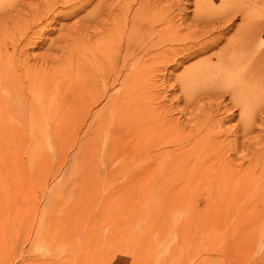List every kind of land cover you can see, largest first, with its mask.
<instances>
[{
    "label": "rangeland",
    "instance_id": "1",
    "mask_svg": "<svg viewBox=\"0 0 264 264\" xmlns=\"http://www.w3.org/2000/svg\"><path fill=\"white\" fill-rule=\"evenodd\" d=\"M127 3L144 14L118 31ZM243 74L264 96V0H1L0 264H264V237L226 234L227 171L264 164V106L245 133L231 100ZM104 82L109 102L80 122L75 104Z\"/></svg>",
    "mask_w": 264,
    "mask_h": 264
},
{
    "label": "bare ground",
    "instance_id": "2",
    "mask_svg": "<svg viewBox=\"0 0 264 264\" xmlns=\"http://www.w3.org/2000/svg\"><path fill=\"white\" fill-rule=\"evenodd\" d=\"M1 1V0H0ZM100 1H102V0H100ZM106 1V0H105ZM142 1V0H141ZM145 1V0H144ZM102 3V2H101ZM101 3H99V4H101ZM117 3V2H116ZM119 4V3H118ZM122 4V3H121ZM49 4H47V5H45V6H48ZM98 5V4H97ZM117 5V4H116ZM127 5H128V3H127ZM141 5V4H140ZM139 5V7L137 8V9H135V12L133 13V15H132V17L130 18V16L127 14V11H128V13H129V5H128V7L127 8H125V10H126V12H124V13H119L117 16H115V18H116V21L118 22V19H120L121 20V23H119L120 24V26L118 27V31H120V29H121V27H122V30L123 29H128V28H131V27H133V26H135V25H137L138 23H137V17H139L140 15H143L144 14V10L143 9H141V6ZM123 6V5H122ZM108 7V6H107ZM125 7V6H124ZM99 8V7H98ZM101 8V7H100ZM142 8H144V6L142 7ZM43 9V8H42ZM109 9V8H108ZM120 9H121V7H120ZM100 10V9H99ZM102 10V9H101ZM104 10V9H103ZM119 10V9H118ZM139 15V16H138ZM139 19V18H138ZM148 20V19H147ZM153 20V19H152ZM155 20V19H154ZM142 21V20H141ZM144 22H146V20H143V23ZM160 23H163V22H160ZM24 24V23H23ZM113 24V23H112ZM139 24H141V22H139ZM164 24V23H163ZM162 24V25H163ZM171 24V23H170ZM13 25V24H12ZM157 25V24H156ZM160 25V24H159ZM158 25V26H159ZM6 26H7V24H6ZM23 26V25H22ZM114 26V25H113ZM142 26V25H141ZM8 27V26H7ZM12 27V26H11ZM15 27V26H14ZM24 27V26H23ZM85 26H83V28H84ZM86 27H87V25H86ZM100 26L98 25L97 26V29L99 28ZM139 27H140V25H139ZM166 27H170L169 25L168 26H166ZM9 28V27H8ZM18 28V27H17ZM96 28V27H95ZM141 28V27H140ZM147 28L150 30V27L148 26V23H147ZM81 29H82V27H81ZM168 29V28H167ZM9 29H7V31H8ZM12 30V29H11ZM100 30V29H99ZM98 30V31H99ZM171 30V29H170ZM18 31V30H17ZM81 31H83V30H81ZM142 32H144V33H146V32H150V31H146L145 30V28L144 27H142V30H141ZM87 32V31H86ZM135 32V31H134ZM169 31H164L163 33L165 34H167ZM18 33V32H17ZM83 33H84V31H83ZM91 33V32H90ZM97 33V32H96ZM95 33V34H96ZM147 33V34H148ZM175 33V32H174ZM82 34V33H81ZM89 34V33H88ZM100 34H101V32H100ZM102 35V34H101ZM113 35V34H112ZM169 35H171V34H169ZM98 36V35H97ZM158 36V35H157ZM219 36H220V34H219ZM84 37H85V34H84ZM94 37V36H93ZM162 37V35L160 36V38ZM81 38H83V37H81ZM91 38V37H90ZM102 38V37H101ZM105 38V37H104ZM116 38H117V36L115 35V40H116ZM86 39H87V37H86ZM111 39H113V37L111 38ZM83 40V39H82ZM114 40V39H113ZM147 40V39H146ZM175 41H176V39H174ZM173 40V41H174ZM29 41V40H28ZM27 41V42H28ZM90 41V40H89ZM89 41H88V43H89ZM101 42H102V39L100 40ZM172 41V40H171ZM172 41V42H173ZM183 41V40H182ZM95 42H97V40L95 41ZM104 42V41H103ZM109 42V41H108ZM146 42V41H145ZM163 42H165V41H163ZM162 42V43H163ZM169 42V41H168ZM171 42V43H172ZM218 42V41H217ZM83 43H87V42H83ZM93 43V42H92ZM106 43V42H105ZM110 43V42H109ZM108 43V44H109ZM156 43V42H155ZM182 43V42H181ZM244 43V42H243ZM242 43V44H243ZM94 44V43H93ZM97 44L99 45V43L97 42ZM97 44H94V46H97V48L99 47ZM157 44V43H156ZM166 44V43H165ZM183 44V43H182ZM215 44V43H214ZM19 45V44H18ZM84 45V44H83ZM90 45V44H89ZM120 45V44H119ZM119 45H117L119 48H120V46ZM130 45V44H129ZM160 45H162L161 43H160ZM81 46H82V44H81ZM80 45H78V47H81ZM103 46H105V45H103ZM107 46H109V45H107ZM132 46V45H131ZM149 46V45H148ZM153 46H155V44L153 45ZM182 46V45H181ZM88 47H90V46H87L86 48H88ZM126 47V46H125ZM133 47H135V46H133ZM146 47H147V45H146ZM157 47V46H156ZM184 47V46H183ZM244 47V46H243ZM242 47V48H243ZM100 48H101V46H100ZM112 48V47H111ZM114 48V47H113ZM129 48H130V46H129ZM151 48H152V46H151ZM153 49V48H152ZM183 49V48H182ZM238 49L239 48H237V51H238ZM88 50V49H87ZM98 50H100L99 48H98ZM244 50V49H243ZM247 51V50H246ZM263 51V50H262ZM100 52V51H99ZM105 52V51H104ZM242 52V51H241ZM249 52V51H248ZM261 52V51H260ZM21 53V52H20ZM94 53H96V52H94ZM93 53V54H94ZM102 53H103V51H102ZM101 53V54H102ZM164 53V52H163ZM104 54H106V58H103V60H105V59H108L109 57H108V54L105 52ZM124 54V53H123ZM170 54V53H169ZM244 53H242V55H243ZM254 54V56L253 57H257V56H255L256 54L255 53H253ZM22 55V54H21ZM95 55V54H94ZM98 55H100V53L98 54ZM164 55H167V53L165 54L164 53ZM97 56V55H96ZM110 56V55H109ZM168 57L170 56L171 57V55H167ZM94 57V56H93ZM101 57H103V54L101 55ZM138 57V56H137ZM158 57H161V55L160 56H157V58ZM168 57H165V58H167L168 59ZM169 57V58H170ZM151 58V57H150ZM245 58H246V56H245ZM89 59V58H88ZM101 59V58H100ZM110 59V58H109ZM109 59H108V61H109ZM123 59V58H122ZM138 59H139V57H138ZM144 59H146V57L144 58ZM159 59V58H158ZM229 59V58H228ZM242 59V58H241ZM102 60V59H101ZM111 60V59H110ZM115 60V59H114ZM143 60V59H142ZM220 60V59H219ZM237 60V59H236ZM18 61H20V60H18ZM90 61V60H89ZM106 61V60H105ZM117 61H119V60H117ZM156 61V60H155ZM252 61V60H251ZM27 62V61H26ZM111 62V61H110ZM116 62V61H115ZM114 62V63H115ZM157 62V61H156ZM235 62V61H234ZM257 62V61H256ZM20 63V62H19ZM71 63V62H70ZM87 63V62H86ZM92 63V62H91ZM106 63V62H105ZM142 63V62H141ZM253 63V62H252ZM108 64V63H107ZM117 64V63H116ZM115 64V65H116ZM132 64V63H131ZM228 64V63H227ZM260 64V63H259ZM28 65V64H27ZM31 65V64H30ZM88 65V64H87ZM102 65H103V63H102ZM102 65H101V67H102ZM114 65V66H115ZM125 65V64H124ZM148 65V64H147ZM91 66H93L92 64H91ZM105 65H103V67H104ZM108 66V65H107ZM117 66V65H116ZM119 66V65H118ZM117 66V67H118ZM126 66V65H125ZM245 66V65H244ZM24 67V66H23ZM89 67V66H88ZM113 67V66H112ZM120 67H122V65L120 66ZM142 67H143V65H142ZM141 67V70L143 69ZM148 67L149 66H147V71H148ZM151 67H152V65H151ZM236 67V66H235ZM239 67V66H238ZM22 68V67H21ZM94 68V67H93ZM111 68V67H110ZM114 68V67H113ZM144 68H146V66H144ZM243 68V67H242ZM95 69V68H94ZM99 69V68H98ZM115 69V68H114ZM124 69V68H123ZM204 69V68H203ZM14 70V69H13ZM27 70V69H26ZM103 70V69H102ZM115 70H117V68L115 69ZM121 70H122V68H121ZM96 71H97V69H96ZM101 71V70H100ZM100 71H98L97 73H99ZM204 71V70H203ZM206 71V70H205ZM208 71V70H207ZM206 71V72H207ZM233 71V70H232ZM243 71V70H242ZM120 72V71H119ZM119 72H117V73H119ZM231 72V71H230ZM235 72V71H234ZM9 73V72H8ZM113 73V77H114V72H112ZM111 73V74H112ZM116 73V75H119V74H117ZM208 73H210V71L208 72ZM207 73V74H208ZM27 74H29V73H27ZM32 74V73H31ZM101 74V73H100ZM110 74V73H109ZM221 74V73H220ZM202 75V74H201ZM205 75H206V73H205ZM214 75V74H213ZM233 75V74H232ZM264 75V74H263ZM28 76V75H27ZM96 76H98V75H96ZM122 76V75H121ZM120 76V77H121ZM124 76H125V79H127L126 78V74H124ZM204 76V75H203ZM84 77V76H83ZM116 77V76H115ZM119 77V76H118ZM132 77V76H131ZM131 77H130V79H131ZM144 77V76H143ZM151 77V76H150ZM199 77L200 76H198V79H199ZM205 77V76H204ZM211 77H212V75H211ZM245 77L246 76H244V74H243V78H244V80H240V81H238L237 83H236V85L233 87V88H231V90H232V93H231V100H232V103H233V105L239 110V112H240V114H239V112H238V114L239 115H241L240 116V120H241V122L244 124V125H242V126H245V133H246V131H250L251 129V120L256 116V112H260L258 109H260V108H262L263 109V106H264V96H263V94H260V95H251V94H249V93H247L246 91H248V89L247 88H249V85L248 84H250V83H254L253 82V80H251L250 79V82L249 81H247V78L245 79ZM5 78V77H4ZM29 78V77H28ZM94 78V77H93ZM92 78V80H94L95 81V78L93 79ZM133 79H135L134 77H132ZM206 78V77H205ZM204 78V79H205ZM10 79V78H9ZM18 79V78H17ZM110 79V78H109ZM108 79V80H109ZM115 79V78H114ZM117 79V78H116ZM124 79V80H125ZM129 79V78H128ZM132 79V80H133ZM139 79V78H138ZM216 79V78H215ZM222 79H224V78H222ZM13 80V79H12ZM91 80V81H92ZM107 80V79H106ZM124 80L123 81H121V82H124ZM206 80H208V79H206ZM255 80H256V78H255ZM24 81V80H23ZM91 81H90V83H91ZM99 81H100V79H99ZM112 81V80H111ZM117 81V80H116ZM119 81V80H118ZM140 81H141V79H140ZM139 80L137 81L138 83L140 82ZM210 81V80H209ZM258 81V80H257ZM7 82V81H6ZM11 82V81H10ZM97 82H98V80H97ZM109 82V81H108ZM125 82H126V80H125ZM128 82H129V80H128ZM131 82V81H130ZM133 82V81H132ZM137 82H136V80H135V84H137ZM208 82V81H207ZM211 82V81H210ZM213 82H214V80H213ZM113 83H115V82H113ZM112 83V84H113ZM118 83V82H117ZM144 83H146V79H145V82ZM151 83V82H150ZM212 83V82H211ZM257 83H261V85H262V82L261 81H258ZM263 83H264V81H263ZM4 84H5V82H4ZM7 84V83H6ZM5 84V85H6ZM13 82L12 83H10V84H7V86H6V91L9 93L10 91L9 90H11L10 88H14V86H13ZM20 85H21V83H19ZM101 84V83H100ZM119 84V83H118ZM122 84V83H121ZM126 84V83H125ZM130 84H132V83H130ZM147 85H148V83H146ZM152 84L153 83H151L150 85L152 86ZM91 85V84H90ZM134 85V84H133ZM142 85H144V84H142ZM98 86V85H97ZM100 86V85H99ZM108 86H110V85H108ZM118 86V85H117ZM151 86H148V87H150V88H152ZM154 86V85H153ZM16 87V86H15ZM125 87V86H124ZM133 87V86H132ZM142 87H145V86H142ZM223 87H225V86H223ZM146 88V87H145ZM150 88H149V90H150ZM19 89V88H18ZM97 88H95V90H92V92H91V95L89 94H87V98H85L84 100H82V101H79V102H77L76 104H75V106H76V112L75 113H81L80 115H81V119H80V122H85V120H82L83 119V117H84V115L86 116V115H89L91 112H90V110H91V107H93V106H95V105H97V103H101V101H103V100H105L106 99V101L107 100H110V95H108L109 94V92H108V90H107V82H104V83H102V85H101V87L100 88H98V90H96ZM110 89V88H109ZM153 89V88H152ZM219 90H220V88H218ZM247 89V90H246ZM13 90V89H12ZM139 90H141V89H139ZM86 91V90H85ZM126 91V90H125ZM136 91V90H135ZM134 91V92H135ZM151 91V90H150ZM223 91V90H222ZM83 92V91H82ZM145 92V91H144ZM151 92H154L153 90L151 91ZM15 93V92H14ZM86 93H87V91H86ZM139 93V92H138ZM147 93V92H146ZM117 94V93H116ZM115 94V95H116ZM123 94V93H122ZM8 95V94H7ZM15 95V94H14ZM126 95H129V94H126ZM125 95V96H126ZM133 95V94H132ZM143 95H145V94H143ZM146 95H153V94H146ZM71 97H72V95H71ZM74 97V96H73ZM86 97V96H85ZM115 97V96H114ZM122 97H123V95H122ZM121 97V98H122ZM134 97V96H133ZM133 97H132V99H133ZM141 97V96H140ZM156 97H158V96H156ZM75 98V97H74ZM144 98V97H143ZM145 98H147V97H145ZM73 99V98H72ZM151 99V98H150ZM149 99V102L151 101ZM114 100V99H113ZM147 99H145V101H146ZM153 100H155V97H154V99ZM159 100V99H158ZM164 100V99H163ZM77 101V100H76ZM105 101V104L101 107V110L100 111H102V115L105 113H108V111H109V107L111 106V107H113L114 106V104H113V106H112V104H109V103H107V102H109V101H107L106 102ZM112 101V100H111ZM140 101H142V100H140ZM161 101V100H160ZM143 102V101H142ZM152 102V101H151ZM162 102V101H161ZM10 103V102H9ZM70 103V102H69ZM121 103V102H120ZM144 103H146L147 104V102H144ZM143 103V104H144ZM71 104V103H70ZM137 104H140L141 105V102L140 103H137ZM142 104V105H143ZM161 104V103H160ZM135 105V104H134ZM158 105V104H157ZM7 106H9L8 104H7ZM19 106V105H18ZM121 106V105H120ZM137 106H139V105H137ZM158 106H161V105H158ZM11 107H12V105H11ZM145 107H147V105H145L144 106V108ZM155 107V106H154ZM153 107V108H154ZM22 108V107H21ZM87 108L89 109V111H87ZM140 108H142V106L140 107ZM152 108V109H153ZM158 108V107H157ZM163 108V107H162ZM136 109V108H135ZM137 109H138V107H137ZM161 109V108H160ZM72 110H74V109H72ZM154 110L155 111H153V114L156 112V110L157 111H159L158 109H155L154 108ZM69 111V110H68ZM139 111V110H138ZM141 111H143V110H141ZM145 111V110H144ZM113 112V111H112ZM119 112V111H118ZM140 112V111H139ZM138 112V113H139ZM151 112V111H150ZM77 113V114H78ZM127 113V112H126ZM129 113V112H128ZM144 113V112H143ZM233 113V112H232ZM261 113H264V112H261ZM145 114H146V111H145ZM133 115V114H132ZM135 115H136V113H135ZM142 115V114H141ZM150 115V114H149ZM156 115V114H155ZM104 116V115H103ZM109 116V115H108ZM137 116V115H136ZM157 116V115H156ZM156 116H155V118H156ZM160 116H161V114H160ZM237 116V115H236ZM264 116V115H263ZM111 117V116H110ZM116 117V116H115ZM145 117V116H144ZM143 117V119H145ZM3 118V117H2ZM75 118H76V116H75ZM78 118V117H77ZM120 118V117H119ZM130 118H131V116H130ZM133 118V117H132ZM135 118V117H134ZM149 118V117H148ZM154 119V117L152 116V113H151V117H150V119ZM160 118V117H159ZM262 118V117H261ZM8 119V118H7ZM114 119V118H113ZM116 119V118H115ZM126 119V118H125ZM152 119L150 120V121H152ZM1 120V119H0ZM62 120V119H61ZM101 120H102V124H104V126H106L107 125V123L101 118ZM122 120V119H121ZM127 120V119H126ZM129 120V119H128ZM134 120V119H133ZM139 120V119H138ZM165 120V119H164ZM163 120V121H164ZM262 120V119H261ZM5 120H3V121H0V127H3L4 125H3V122H4ZM63 121V120H62ZM103 121H104V123H103ZM131 121H132V119H131ZM141 121V120H140ZM145 121H146V119H145ZM148 121V120H147ZM147 121H146V123H147ZM161 122H162V119L160 120ZM160 121H158V123L160 122ZM170 121V120H169ZM169 121H167V122H164V124H166V126H167V123L169 122ZM253 121V120H252ZM264 120H262V122H263ZM74 122V121H73ZM115 122V121H114ZM114 122H112V123H114ZM116 122H117V120H116ZM115 122V123H116ZM134 122V121H133ZM137 122V121H136ZM143 122H144V120H143ZM142 122V123H143ZM155 122H157V121H155ZM172 122V121H171ZM175 122V121H174ZM173 122V123H174ZM75 123V122H74ZM77 123V122H76ZM90 123V122H89ZM105 123H106V125H105ZM128 123V122H127ZM154 123V122H153ZM176 123L177 122H175V127H176V130L178 131V128H177V126L179 127L180 125H176ZM15 124V123H14ZM63 124V123H62ZM80 124V123H79ZM143 124H145V122L143 123ZM148 124L149 123H147V126H144V127H147L148 129H150V127H148ZM150 124H152V123H150ZM161 124V123H160ZM159 124V125H160ZM171 124V123H170ZM169 124V125H170ZM109 125H111V122H110V124ZM130 125H132V123L130 124ZM168 125V126H169ZM76 126V125H75ZM114 126V125H113ZM136 126V125H135ZM142 126V127H143ZM153 126V125H152ZM161 126H162V124H161ZM77 127V126H76ZM106 127H108V126H106ZM118 127H119V125H118ZM158 127V124H157V126L155 125V127L154 128H156L157 130L155 131V132H159V128H157ZM163 127H165L164 125H163ZM173 127H174V125H173ZM175 127H174V130L173 131H175V132H177L176 130H175ZM181 127V126H180ZM179 127V128H180ZM237 127V126H236ZM111 128H113V127H111ZM134 128V127H133ZM147 128H145V129H147ZM184 128V127H183ZM119 129V128H118ZM139 129V128H138ZM148 129H147V131H148ZM162 129V128H161ZM250 129V130H249ZM253 129V128H252ZM152 129H150L148 132H152L151 131ZM155 130V129H154ZM167 132H168V129H165ZM169 130H170V127H169ZM135 131H138V130H136L135 129ZM147 131H143V132H145V133H147ZM172 131V132H173ZM180 131H182L181 130V128H180ZM141 133V134H144V133ZM154 132V131H153ZM161 132H162V130H161ZM165 132V131H164ZM171 132V133H172ZM236 132V131H235ZM127 133V132H126ZM132 133V132H131ZM136 133H139V131L138 132H136ZM169 133V132H168ZM170 133V134H171ZM251 133V132H250ZM128 134H130V133H128ZM153 134V133H152ZM158 134V133H157ZM162 134V133H161ZM160 134V135H161ZM164 134V133H163ZM162 134V135H163ZM170 134H168L169 136H170ZM177 134H178V132H177ZM150 135V134H149ZM155 135V134H154ZM154 135H151V137L152 136H154ZM161 135V136H162ZM167 135V134H166ZM167 135V136H168ZM181 135V134H180ZM140 136H142V135H140ZM144 136H145V134H144ZM146 136H147V134H146ZM156 137V136H155ZM158 137H159V134H158ZM176 137V136H175ZM174 137V138H175ZM142 138H144V137H142ZM173 138V137H172ZM177 138H179V137H177ZM177 138H175V139H177ZM91 139H92V137H91ZM139 137H138V141H139ZM152 139V138H151ZM150 139V140H151ZM161 139V138H160ZM166 139H168V137L166 138ZM238 139V138H237ZM88 140V139H87ZM124 140V139H123ZM142 140V139H141ZM145 140V139H144ZM144 140H142V141H144ZM154 140H155V138H154ZM153 140V141H154ZM157 140V139H156ZM163 140V139H162ZM173 140V139H172ZM103 141V140H102ZM169 140H167V142H168ZM89 142V141H88ZM87 142V143H88ZM115 142V141H114ZM120 142V141H119ZM118 142V143H119ZM131 142V141H130ZM136 142V141H135ZM139 142H141V141H139ZM156 142V141H155ZM161 142V141H160ZM166 141H164V143H165ZM235 142V141H234ZM112 143V142H111ZM110 143V144H111ZM120 143H122V141L120 142ZM142 143V142H141ZM140 143V144H141ZM144 143V142H143ZM170 143V142H169ZM86 144V143H85ZM106 144H108L107 142L105 143V145ZM117 144V143H116ZM151 144V143H150ZM154 144L155 143H153V146H154ZM166 144H168V143H166ZM165 144V145H166ZM247 144V143H246ZM89 145V144H88ZM104 145V146H105ZM113 145V144H112ZM118 145V144H117ZM125 145V144H124ZM143 145V144H142ZM141 145V146H142ZM149 145V144H148ZM87 146V145H86ZM110 146V145H109ZM138 146H139V144H138ZM146 146V145H145ZM152 146V144H151V146H150V148H152L153 147ZM161 146V145H160ZM113 146H111L110 147V149L112 148ZM127 148H128V144H127V146H126ZM130 147V146H129ZM168 147H170L169 145H168ZM87 148V147H86ZM126 148V149H127ZM139 148V147H138ZM146 148L148 149V146H146ZM150 148H149V150H150ZM154 148V147H153ZM165 148V147H164ZM167 148V147H166ZM64 149V148H63ZM113 149V148H112ZM124 149V148H123ZM142 149V148H141ZM140 148H139V150H141ZM144 149H145V147H144ZM147 149H145L144 151H146ZM155 149L156 148H154V151H155ZM263 150H261L260 149V151H259V155H262V156H264V147L262 148ZM89 150V149H88ZM130 150H131V147H130ZM85 151H87V150H85ZM84 151V152H85ZM109 151V150H108ZM124 151V150H123ZM129 151V150H128ZM126 152V151H125ZM124 152V153H125ZM123 153V154H124ZM127 153V152H126ZM126 153H125V155H124V157L126 156ZM131 153H132V151H131ZM140 153V152H139ZM156 153H157V150H156ZM219 153V152H218ZM82 154H83V152H82ZM86 154V153H85ZM113 154H115V153H113ZM122 154V155H123ZM165 154V153H164ZM108 155H109V153H108ZM128 155V154H127ZM157 155V154H156ZM219 155V154H218ZM80 156V155H79ZM141 156V155H140ZM221 156V155H220ZM81 157V156H80ZM79 157V158H80ZM84 157V156H83ZM127 157V156H126ZM223 157V156H222ZM78 158V159H79ZM85 158H86V156H85ZM89 158V157H88ZM221 158V157H220ZM255 158V157H254ZM84 159V158H83ZM87 159V158H86ZM225 159V158H224ZM219 160V159H218ZM79 161H80V159H79ZM86 161V160H85ZM88 161V160H87ZM220 162H219V165H220V167L218 168V171L217 172H219V173H222L223 171L222 170H227L226 168L228 167V162H226L227 163V167L225 168V164H224V161L223 162H221V160H219ZM141 162V161H140ZM177 162V161H176ZM180 162V161H179ZM172 163V162H171ZM178 163V162H177ZM182 163V162H181ZM222 163L224 164V165H222ZM257 163H258V161H257ZM183 164V163H182ZM232 165V164H231ZM230 164H229V166L230 167H232ZM240 165V164H239ZM261 165V166H260ZM97 166V165H96ZM147 166V165H146ZM145 166V167H146ZM154 166V165H153ZM166 166V165H165ZM164 166V167H165ZM236 166V165H235ZM234 166V168L233 169H230V170H232V171H227V172H229V174H230V176H231V178L229 177V179H231L230 181H232L231 182V185H230V188L228 189V187L226 188V191H225V189H224V191L225 192H227L226 193V195L225 196H227V194L228 195H231L233 198V202H234V204H233V206L232 207H234L233 209H234V212H233V214H232V219H231V229H229L227 232H226V234L229 236V235H233V237H235V239H237L238 240V238L239 239H242L244 242H246V241H248V240H251V241H253V240H255V239H257V238H262V237H264V164L263 163H259V165L257 164H251L250 166H249V164H248V167L246 168L245 167V169L244 168H242L241 166H240V169H238V166H236L235 167ZM245 166V165H244ZM152 167V166H151ZM170 167V166H169ZM184 167V166H183ZM147 168L150 170V168H149V166H147ZM167 168V167H166ZM172 168V167H171ZM191 168H193V169H195V166L193 165V166H191ZM242 168V169H241ZM94 169H96V168H94ZM152 169V168H151ZM169 169V168H168ZM168 169H166V170H168ZM180 169V168H179ZM165 170V171H166ZM217 170V169H216ZM93 171V170H92ZM220 171H222V172H220ZM180 172V171H179ZM216 172V171H215ZM231 172H233V173H231ZM141 174L142 173H144V172H140ZM224 173V172H223ZM223 173H222V176H223ZM231 174H233V176L231 175ZM133 175V174H132ZM218 175V174H217ZM226 175V174H225ZM224 175V176H225ZM224 176L223 177H221V175L219 174L218 175V177H221V179H220V181L222 180V178H224ZM227 176V175H226ZM229 176V175H228ZM215 177V176H214ZM217 177V176H216ZM233 177V178H232ZM227 178V177H226ZM218 179L219 178H216L215 180H217L216 181V190L218 191L219 189H218V185L219 184H217V182H219L218 181ZM225 179V178H224ZM223 179V180H224ZM139 180H141V179H139ZM227 180V179H226ZM223 182H225V181H223ZM223 182H222V184H223ZM221 183V182H220ZM137 184V183H136ZM225 184V186L226 185H228L227 184V181H226V183H224ZM131 185V184H130ZM213 185V184H212ZM169 186V185H168ZM224 186V187H225ZM214 187V186H213ZM222 188H223V185H222ZM179 189V188H178ZM221 189V188H220ZM221 190H223V189H221ZM179 191V190H178ZM220 191V190H219ZM177 192V191H176ZM220 193H221V191H220ZM219 193V194H220ZM222 194H223V192H222ZM221 195V194H220ZM224 195V194H223ZM221 197H223V196H221ZM227 197H229V196H227ZM224 198V197H223ZM226 198V197H225ZM224 198V199H225ZM231 198V197H230ZM229 198V200L231 201L232 199H230ZM227 200H228V198H227ZM244 202H242V201ZM245 200V201H244ZM221 201L219 200V203H220ZM240 202H242L241 203V205L242 204H244V206L242 205H240ZM174 203V202H173ZM246 203V204H245ZM221 204H222V202H221ZM220 204V205H221ZM240 205V206H239ZM222 206V205H221ZM231 209V208H230ZM231 211V210H230ZM226 212H227V210H226ZM225 212V213H226ZM227 214H228V212H227ZM229 214H231V213H229ZM258 215H263V218L260 216V219H259V216ZM230 216V215H229ZM231 217V216H230ZM220 220V219H219ZM225 231V230H224ZM225 233V232H224ZM222 235H223V233H222ZM225 236V235H224ZM230 238H231V236H229ZM252 238V239H251ZM224 239H226V238H224ZM248 239V240H247ZM235 241V240H234ZM254 242V241H253ZM261 244V243H260ZM242 246V245H241ZM240 246V247H241ZM239 247V248H240ZM241 249V248H240ZM258 249V248H257ZM261 252L260 253H264V247H261Z\"/></svg>",
    "mask_w": 264,
    "mask_h": 264
}]
</instances>
